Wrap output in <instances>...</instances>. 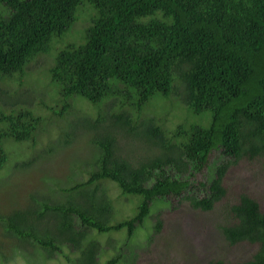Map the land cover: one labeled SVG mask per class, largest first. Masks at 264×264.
<instances>
[{"label":"trees","instance_id":"1","mask_svg":"<svg viewBox=\"0 0 264 264\" xmlns=\"http://www.w3.org/2000/svg\"><path fill=\"white\" fill-rule=\"evenodd\" d=\"M0 5V176L49 160L79 126L92 146L81 160L72 154L64 179L52 170L65 158L52 161L41 189L0 202V264H137V230L148 241L162 226L153 210L176 200L211 211L226 195L230 166L264 169V0ZM75 96L95 114H77ZM156 98L164 106L143 112ZM176 112L184 118L164 128ZM189 112L206 119L197 124ZM52 119L65 122L55 141ZM38 139L46 141L40 152ZM110 186L118 201L135 199L128 217L115 216ZM224 208L223 242L254 251L195 264H264L259 200L239 192Z\"/></svg>","mask_w":264,"mask_h":264},{"label":"rangeland","instance_id":"2","mask_svg":"<svg viewBox=\"0 0 264 264\" xmlns=\"http://www.w3.org/2000/svg\"><path fill=\"white\" fill-rule=\"evenodd\" d=\"M1 7L0 5V10ZM38 88L44 91L42 87L38 86ZM74 102L75 105L73 104L71 108L75 109L77 114L83 113L91 116L95 114L96 107L86 100L75 96ZM165 103L163 98H156L151 105L148 104L142 110L143 112L153 109L157 111ZM42 112L45 113L46 111ZM72 114L75 115L74 113ZM186 114L197 124L203 123L206 119L204 116L193 115L192 113ZM67 117L68 121L74 118L70 115H67ZM183 118L184 112H176L172 117L167 118L162 125L164 128L171 129ZM175 119L178 120L175 121ZM169 124L172 126L169 127ZM63 125H65V122L61 119H52L48 123L50 136L53 141H55L56 134H60L65 129ZM77 132H79L78 137L75 138L73 144L57 150L53 156L49 157V160H42L40 165L31 164L19 170L13 168L15 171L12 170L0 176V202L3 201L10 205L22 196L20 193L23 192L27 195V193L37 191L43 181L42 177L48 172V167L53 165L52 161L58 162L65 158L66 160L62 166L58 165L57 168L52 170V173L62 175L64 179V174L70 170L69 161L74 157L72 154L76 155L75 159L81 160L79 156L89 154L92 151V146L87 141L88 135L85 136V131L82 130L81 126H79ZM45 142L44 139H38L39 145L36 146V152L41 151ZM131 147L139 148L137 143L132 144ZM19 148L21 150L25 147L21 145ZM217 156V152H212L208 156V163L217 161ZM11 166L13 167V165ZM82 177L85 176L83 175ZM202 179H204L203 174L198 172L190 180L196 184ZM223 185L226 188V195L222 202L216 204L211 211L193 209L187 202L178 203L176 200H172L169 205H162L159 208L160 210H153V215L160 214L162 226L158 233L151 231V239L148 241L141 234L144 230H137L134 236V241L137 243L134 251V254L137 255V264H195L212 258H223L227 261L248 258L250 253L254 251L255 245L241 242L229 246L223 242V238L216 226L220 216L225 214L223 211L225 209L224 206L235 202L239 192L245 191L257 198L260 202V208L264 210V169L256 161L240 160L229 167L223 179ZM109 194L114 198L112 202L116 217L123 218L132 214L131 208L134 205V198H122L118 201L117 192L113 186H110ZM115 238L117 236L113 235L112 239ZM103 240L105 241V238Z\"/></svg>","mask_w":264,"mask_h":264}]
</instances>
